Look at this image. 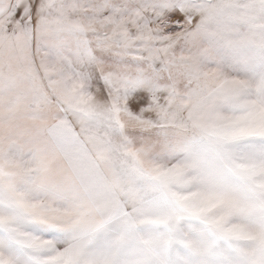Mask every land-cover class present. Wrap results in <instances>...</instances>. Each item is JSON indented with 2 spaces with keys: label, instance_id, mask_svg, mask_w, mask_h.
Listing matches in <instances>:
<instances>
[{
  "label": "snow or ice",
  "instance_id": "snow-or-ice-1",
  "mask_svg": "<svg viewBox=\"0 0 264 264\" xmlns=\"http://www.w3.org/2000/svg\"><path fill=\"white\" fill-rule=\"evenodd\" d=\"M0 264H264V0H0Z\"/></svg>",
  "mask_w": 264,
  "mask_h": 264
}]
</instances>
